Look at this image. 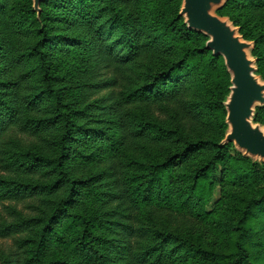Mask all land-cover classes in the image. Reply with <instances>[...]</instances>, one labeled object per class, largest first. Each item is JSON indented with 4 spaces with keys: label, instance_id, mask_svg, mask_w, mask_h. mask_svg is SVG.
<instances>
[{
    "label": "trees",
    "instance_id": "16d2710c",
    "mask_svg": "<svg viewBox=\"0 0 264 264\" xmlns=\"http://www.w3.org/2000/svg\"><path fill=\"white\" fill-rule=\"evenodd\" d=\"M181 2L44 0L37 17L0 0V202L29 209L0 226L21 237L0 264H264V164L220 146L229 75ZM216 13L264 80V0Z\"/></svg>",
    "mask_w": 264,
    "mask_h": 264
},
{
    "label": "water",
    "instance_id": "95a60500",
    "mask_svg": "<svg viewBox=\"0 0 264 264\" xmlns=\"http://www.w3.org/2000/svg\"><path fill=\"white\" fill-rule=\"evenodd\" d=\"M32 0V10L40 15V3ZM229 0H182L179 17L186 27L207 38L205 48L221 57L229 75V93L223 102L227 130L220 146L234 150L253 163L264 164V125L254 122L256 109L264 107V80L257 74L254 42L243 39L239 28L220 10Z\"/></svg>",
    "mask_w": 264,
    "mask_h": 264
},
{
    "label": "rangeland",
    "instance_id": "374dc122",
    "mask_svg": "<svg viewBox=\"0 0 264 264\" xmlns=\"http://www.w3.org/2000/svg\"><path fill=\"white\" fill-rule=\"evenodd\" d=\"M11 134L12 133H10V136ZM12 208H16L17 211H20L24 215H28L29 213L28 204H25V203L17 204V203L9 202V201L0 202V226H2L3 223H10L12 221L13 214L10 213L11 212L10 210H12ZM20 239L21 237L18 235L0 238V259L10 257L16 249V243Z\"/></svg>",
    "mask_w": 264,
    "mask_h": 264
}]
</instances>
